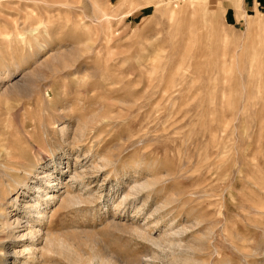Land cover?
Listing matches in <instances>:
<instances>
[{
  "label": "rangeland",
  "instance_id": "1",
  "mask_svg": "<svg viewBox=\"0 0 264 264\" xmlns=\"http://www.w3.org/2000/svg\"><path fill=\"white\" fill-rule=\"evenodd\" d=\"M41 153L92 198L34 264H264V0H0V161Z\"/></svg>",
  "mask_w": 264,
  "mask_h": 264
},
{
  "label": "bare ground",
  "instance_id": "2",
  "mask_svg": "<svg viewBox=\"0 0 264 264\" xmlns=\"http://www.w3.org/2000/svg\"><path fill=\"white\" fill-rule=\"evenodd\" d=\"M83 123L76 124L77 128L73 129L72 132L68 129V125L62 126L60 128L62 141L68 145H79L89 138V135L91 134L88 133L91 132H88L87 124ZM70 139L71 141H69ZM42 159L43 155L41 153L32 157L23 154L22 156H19L18 160L13 161L11 164L0 161V165L2 166L4 172L3 174L7 175L12 183L10 185V192L12 195H16L10 202L6 200L3 201L0 197V232H7L8 234L6 233L7 235H5L11 239V243L14 244L18 239L23 241L24 245L22 250L15 251L14 249L13 251L10 246L11 244L6 246L4 243L0 248V264H6L5 262L9 261V259L12 260V264H15V262H20L21 264H29V262H32V264H34L39 261V257L44 256L43 252L58 251L67 247L64 239L61 237H49L48 229L50 228L44 231L43 227H45L46 224H49L48 210L56 204L58 205L59 210L80 208L82 204L90 202L92 198L91 195L84 197V193L82 191L81 195L71 192L69 189H73V186L71 188L68 187V183L70 181L65 184L61 182L60 179L63 174H59V167L62 164L61 161L58 163L55 161L52 166L50 165V167H46L45 165H42ZM67 163L69 165V162ZM108 164L109 160L104 157L101 165L107 166ZM85 175V172L80 173L75 171V173L70 176V180L81 184L83 183L82 180ZM63 184L65 185L66 190L64 189L65 191L60 192L63 188L61 185L63 186ZM145 185L149 186L147 184ZM142 188H144V185L131 187V189L123 196L120 204L123 203L130 195L138 194ZM22 192L25 195V199L22 203H20L19 194ZM27 198L29 199L27 200ZM7 204L15 207L16 209L18 208V210L22 205L23 210L21 212L27 219L23 220V218L19 215L10 213L7 210ZM55 215L56 211L52 213L50 217L52 218ZM18 229L26 232L16 234V232H18L16 230ZM2 239L0 238V240ZM65 249L67 250V248ZM22 258H24V260H21ZM103 263L104 261L100 259V264Z\"/></svg>",
  "mask_w": 264,
  "mask_h": 264
}]
</instances>
